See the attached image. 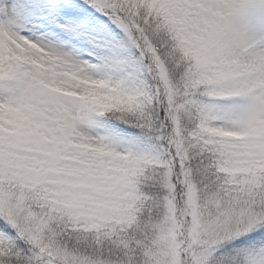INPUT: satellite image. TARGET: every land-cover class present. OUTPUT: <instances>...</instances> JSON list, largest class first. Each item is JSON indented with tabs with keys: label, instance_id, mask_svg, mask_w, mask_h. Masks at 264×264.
<instances>
[{
	"label": "snow or ice",
	"instance_id": "snow-or-ice-1",
	"mask_svg": "<svg viewBox=\"0 0 264 264\" xmlns=\"http://www.w3.org/2000/svg\"><path fill=\"white\" fill-rule=\"evenodd\" d=\"M0 264H264V0H0Z\"/></svg>",
	"mask_w": 264,
	"mask_h": 264
}]
</instances>
